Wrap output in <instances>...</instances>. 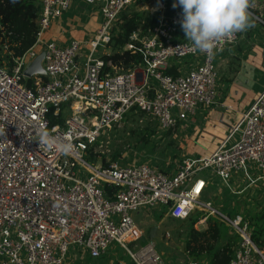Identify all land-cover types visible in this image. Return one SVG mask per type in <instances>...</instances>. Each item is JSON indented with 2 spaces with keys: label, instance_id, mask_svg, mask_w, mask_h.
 Segmentation results:
<instances>
[{
  "label": "built area",
  "instance_id": "obj_1",
  "mask_svg": "<svg viewBox=\"0 0 264 264\" xmlns=\"http://www.w3.org/2000/svg\"><path fill=\"white\" fill-rule=\"evenodd\" d=\"M34 1L41 5L36 44L12 65L5 61L8 48L0 51V264H68L71 253L92 261L114 248L131 264H168L152 245H134L143 232L133 213L142 207H167L177 220L189 219L198 208L216 213L237 235L228 264H264V248L254 241L249 223L200 199L213 180L229 188L241 181L264 187V90L212 154L182 157L172 171L146 161L89 160L102 132L135 112L150 115L165 134L214 107L217 58L237 43L238 33L200 51L185 37L177 7L158 17L147 34L130 36L125 50L141 55V64L107 72L110 62L96 52L123 32L134 0ZM74 1L97 7L103 16L84 62L78 61L80 41L42 40ZM156 1L160 11L163 2ZM42 51L46 75L26 76L27 65ZM192 59L196 65H188ZM173 63L177 76L165 73ZM38 129L72 150L65 154L39 145Z\"/></svg>",
  "mask_w": 264,
  "mask_h": 264
},
{
  "label": "rangeland",
  "instance_id": "obj_2",
  "mask_svg": "<svg viewBox=\"0 0 264 264\" xmlns=\"http://www.w3.org/2000/svg\"><path fill=\"white\" fill-rule=\"evenodd\" d=\"M161 1L163 5L159 11V9L151 5L152 0H134L128 13V20L137 13L143 14V18L148 16L150 18H158L175 10L174 8L170 12L167 11L172 7L173 0ZM151 27L147 30L139 29L136 32L141 31L144 35L149 32ZM119 34H116L115 37ZM126 47L123 49L116 48L113 41L108 46L100 47L96 55H100L103 52L111 54L122 52ZM1 54L4 55L5 53L2 51ZM5 61L8 62L9 60L6 58ZM187 63L188 65H196L197 61L192 59ZM183 68H186L185 65ZM70 113L69 109L65 110V115H70ZM176 130H169L167 133L162 134L155 124V120L150 115L141 112L133 113L121 123L102 132L94 146L93 154L89 156V160L100 165L110 164L116 160L125 163L146 161L164 170L175 169L182 159L179 155L181 143L174 134ZM150 131H154V134L151 135L149 142H146V136ZM200 199L204 202L212 201L214 206L222 213L229 217H234V219L241 215L249 223L253 234L259 227H264V187L262 186L249 184V181H241L239 184L232 185V188H229L224 186L221 181H218V183L214 182V185L208 188ZM133 216L143 232L141 238L134 245H152L157 252L163 255L168 264H190L193 261L209 264L208 256L205 254H190L186 249V244L190 239L192 228L204 231L209 227L212 220L222 222L223 236L217 244L218 248L229 242L235 245L237 241V235L232 223L226 220L222 221L218 214H211L209 211H204L200 208L196 209L191 218L187 220L172 218L167 207L159 209L142 207L133 213ZM115 246L117 245L115 244ZM119 250V256L124 257L125 264L129 263L128 255L125 257L123 250ZM70 256L73 257V253ZM76 256H81L82 258L83 255L76 254ZM84 261L86 259L81 262L86 264ZM68 264L72 263L68 262Z\"/></svg>",
  "mask_w": 264,
  "mask_h": 264
},
{
  "label": "crops",
  "instance_id": "obj_3",
  "mask_svg": "<svg viewBox=\"0 0 264 264\" xmlns=\"http://www.w3.org/2000/svg\"><path fill=\"white\" fill-rule=\"evenodd\" d=\"M248 2V12L254 27L238 32L237 43L217 58L218 103L214 107L200 110L176 128L174 134L181 143L180 157L212 154L219 143L226 138L231 127L239 122L244 112L264 90V24L261 20L264 18V0H248ZM102 22L103 16L97 7L74 1L71 8L44 32L42 40L55 41L58 44H67L72 40L80 41L83 49L78 61L84 62L88 43L101 28ZM107 54L111 53L103 52L97 56L102 57ZM172 170L168 169V171ZM214 182L218 183V180L208 184L207 189L212 187ZM119 249L114 248L108 256L104 255L102 258L84 262L125 264L124 257L119 256ZM83 260V257L76 254L70 256L72 264H85L82 263ZM93 261L95 262L92 263ZM127 264H131L130 260Z\"/></svg>",
  "mask_w": 264,
  "mask_h": 264
},
{
  "label": "trees",
  "instance_id": "obj_4",
  "mask_svg": "<svg viewBox=\"0 0 264 264\" xmlns=\"http://www.w3.org/2000/svg\"><path fill=\"white\" fill-rule=\"evenodd\" d=\"M173 9L170 7L167 11L170 12ZM40 11L41 5L34 0H0V51L4 47L8 48V52H10V55L7 56L9 65L14 63L15 57L22 56L36 44L39 30L37 20ZM143 16V14L137 13L124 24L123 32L113 37L114 47L123 49L130 41V36L134 31L147 30L158 20L156 17L143 18ZM102 58L111 64L106 66L105 71L107 72L113 71L112 66L128 69L142 62L141 55L132 53L130 50L103 55ZM165 73L177 76L180 74L178 65L173 63L165 70ZM55 121L56 118L52 120V123ZM59 121H63L62 116L59 117ZM153 134L154 131L149 132L146 136V142H149ZM222 236V222L212 220L209 227L204 231L192 228L186 249L192 255L205 254L209 258V264H228L233 255L234 245L229 242L218 248L217 244L221 241ZM253 239L258 246L264 248V227L255 230Z\"/></svg>",
  "mask_w": 264,
  "mask_h": 264
},
{
  "label": "clouds",
  "instance_id": "obj_5",
  "mask_svg": "<svg viewBox=\"0 0 264 264\" xmlns=\"http://www.w3.org/2000/svg\"><path fill=\"white\" fill-rule=\"evenodd\" d=\"M182 16L180 27L193 46L200 51H210L221 38L246 31L254 24L248 12V0H173ZM36 140L49 150L68 153L69 143L58 141L45 129H38Z\"/></svg>",
  "mask_w": 264,
  "mask_h": 264
},
{
  "label": "water",
  "instance_id": "obj_6",
  "mask_svg": "<svg viewBox=\"0 0 264 264\" xmlns=\"http://www.w3.org/2000/svg\"><path fill=\"white\" fill-rule=\"evenodd\" d=\"M151 5L158 7V2L152 0ZM44 51H42L34 60H32L24 70V73L28 77H33L34 75L45 76L46 70L43 67Z\"/></svg>",
  "mask_w": 264,
  "mask_h": 264
},
{
  "label": "bare ground",
  "instance_id": "obj_7",
  "mask_svg": "<svg viewBox=\"0 0 264 264\" xmlns=\"http://www.w3.org/2000/svg\"><path fill=\"white\" fill-rule=\"evenodd\" d=\"M148 8V7H147Z\"/></svg>",
  "mask_w": 264,
  "mask_h": 264
}]
</instances>
